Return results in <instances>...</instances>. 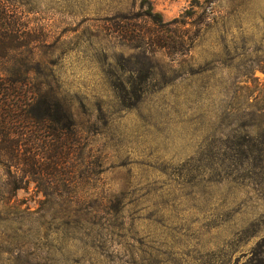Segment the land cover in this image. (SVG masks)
<instances>
[{"label": "rangeland", "instance_id": "374dc122", "mask_svg": "<svg viewBox=\"0 0 264 264\" xmlns=\"http://www.w3.org/2000/svg\"><path fill=\"white\" fill-rule=\"evenodd\" d=\"M142 1L9 0L20 35L0 70L25 79L34 110L18 156L0 150V264H248L264 250V0H151L165 20L190 15L182 53L133 37L151 26ZM56 96L74 121L58 134Z\"/></svg>", "mask_w": 264, "mask_h": 264}, {"label": "trees", "instance_id": "16d2710c", "mask_svg": "<svg viewBox=\"0 0 264 264\" xmlns=\"http://www.w3.org/2000/svg\"><path fill=\"white\" fill-rule=\"evenodd\" d=\"M142 13L140 17L150 23V27H133V37L142 41L148 49L174 48L178 52H184L190 48L194 36L188 27L190 15L182 13L180 16L170 20H165L164 15L155 9L151 0L141 2ZM205 9L214 10L212 0L209 1ZM17 12L9 0H0V58L5 56L8 49H12L15 41L19 38V28L17 27ZM137 16H129L136 18ZM181 29V30H180ZM129 31V29H126ZM175 35V36H174ZM154 47V48H153ZM26 81L21 77L6 78L0 70V150H5L17 157L20 151L22 137H31V129L27 125H20L22 109L24 106L30 114L33 99L25 91ZM47 116L52 120V130L58 134L64 130H72L74 121L73 113L67 105L57 96L47 107ZM46 109V110H47ZM54 148L61 145L60 136L57 135L52 143ZM264 245V238L259 241V247ZM260 248L255 257L248 264H264V256Z\"/></svg>", "mask_w": 264, "mask_h": 264}]
</instances>
